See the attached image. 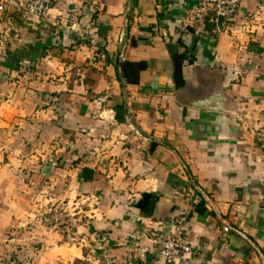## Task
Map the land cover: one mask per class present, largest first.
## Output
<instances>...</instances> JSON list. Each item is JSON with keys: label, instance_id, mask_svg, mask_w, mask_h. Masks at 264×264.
I'll list each match as a JSON object with an SVG mask.
<instances>
[{"label": "crops", "instance_id": "obj_1", "mask_svg": "<svg viewBox=\"0 0 264 264\" xmlns=\"http://www.w3.org/2000/svg\"><path fill=\"white\" fill-rule=\"evenodd\" d=\"M199 1L0 13V264H163L128 259L149 229L184 234L196 254L175 264H264V0L217 24L190 20ZM121 62L145 64L137 84L121 85ZM17 126L66 225L18 230L34 207L16 196V137L3 142Z\"/></svg>", "mask_w": 264, "mask_h": 264}, {"label": "built area", "instance_id": "obj_2", "mask_svg": "<svg viewBox=\"0 0 264 264\" xmlns=\"http://www.w3.org/2000/svg\"><path fill=\"white\" fill-rule=\"evenodd\" d=\"M60 1L0 0V13H17L22 21H26L32 17L42 19ZM244 1L246 0H200L197 7L193 9L190 20L194 23H202L205 19H208V22L217 24L219 21H225L235 16L239 6ZM0 38L2 37L0 36ZM254 132L260 148V163L264 168V123L256 128ZM42 220L44 223H47L49 219L43 218ZM229 230L230 228L227 226L222 228L224 233H227ZM194 254L196 252L180 231L170 230L163 232L149 229L144 235L132 240L128 259H144L147 255H153L163 264H175L184 257ZM102 260L106 264L108 263L107 256L104 253Z\"/></svg>", "mask_w": 264, "mask_h": 264}, {"label": "rangeland", "instance_id": "obj_3", "mask_svg": "<svg viewBox=\"0 0 264 264\" xmlns=\"http://www.w3.org/2000/svg\"><path fill=\"white\" fill-rule=\"evenodd\" d=\"M18 120H21L22 122L24 121L23 118L22 119L19 118ZM14 128L15 129H12L11 131H5L6 133L3 136L4 137L3 142L9 141L10 139L9 132L12 134V137H16V141H15L16 147L14 150L16 151V157L18 160L17 162L14 163L15 164L14 167L16 170H18V176H17L18 181L20 184L22 183L23 185V188L19 189L16 196L17 199L20 200L21 202L27 203L28 205L34 207L33 209H31V211H29L30 216L27 218L28 221L26 220V222H24L22 220L24 222V225L23 227L19 226L18 230H25L26 232H30L32 229H35L37 226H47V223L49 221L47 223H44L42 219L43 218L49 219L50 215L51 217L53 216V218L55 217L56 219V220L50 219L51 222L56 221V224H59L60 226L66 225L65 221H68V218L66 217H70L69 214L73 212L72 210L62 213L61 211H64L65 207H63V210L59 207L57 210L54 209L53 211H50L47 208V192L43 188L45 187L44 184L45 180L41 176V169L47 165V160H45V158H42L43 155H41L42 154L41 147L39 146L31 147L29 139L26 140L25 137L26 131L24 130V128L19 129L20 127L18 126ZM32 133L34 138L33 144L41 143L40 132L36 129ZM4 146L5 147H3L2 153L6 158L7 154H9L8 152L9 148L7 147V144ZM26 172L28 173L30 172L31 175L25 176ZM26 185L28 187H26ZM69 223L71 222H68V224ZM72 232L73 233L75 232V227L70 226L68 233H72Z\"/></svg>", "mask_w": 264, "mask_h": 264}, {"label": "trees", "instance_id": "obj_4", "mask_svg": "<svg viewBox=\"0 0 264 264\" xmlns=\"http://www.w3.org/2000/svg\"><path fill=\"white\" fill-rule=\"evenodd\" d=\"M145 69L144 63L121 62L117 66L119 82L122 84H137L139 73Z\"/></svg>", "mask_w": 264, "mask_h": 264}]
</instances>
